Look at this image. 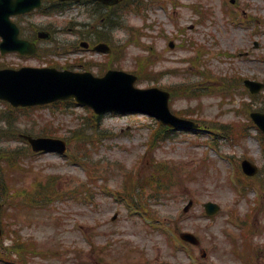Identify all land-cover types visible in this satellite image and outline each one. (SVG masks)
I'll return each mask as SVG.
<instances>
[{
  "label": "rangeland",
  "instance_id": "obj_1",
  "mask_svg": "<svg viewBox=\"0 0 264 264\" xmlns=\"http://www.w3.org/2000/svg\"><path fill=\"white\" fill-rule=\"evenodd\" d=\"M192 2L200 3L203 13L207 11L208 16L201 23L190 6ZM144 4L143 12L123 13L117 26L110 29L108 23L101 22L104 10L92 13V4L69 6L63 13L39 11L17 20L25 28V36H31L35 27L55 29L53 42H40V46L49 49L65 43L74 46L81 38L77 31L86 34L83 40L88 41L93 40L95 31L102 32L114 45L137 39V43L127 46L130 47L122 61L114 62L113 68L136 74L137 59L149 58L156 64L149 71L163 76L141 79L143 76L139 74L137 87L174 89L173 112L182 111L186 118L216 126L215 132L221 124H229L231 133L236 132L235 139L220 138L219 151H211L205 142L207 133L174 131L150 149L148 140L157 121L144 114L107 113L102 120V128L107 131L96 134L89 129V121L80 130L81 123L91 116L86 107L72 104L19 111L10 117L17 133L38 135L36 127L40 126L46 131V134L42 131L44 135L69 139L73 159L80 162L53 153L24 156L21 168L11 174L15 189L11 201L5 202L6 213L13 211L9 209L14 204L12 200H21L27 194L45 190L46 198H58L52 200L51 210L24 213L16 220L6 217L5 221L10 229L21 231L25 239L36 241L45 254L39 251L32 264H193L190 254L197 257L198 264H243L244 260L235 256L233 244H239L242 251L236 223L249 215L260 230L252 242L253 247L260 249L253 252L255 262L264 264V185L261 184L264 173L253 181L245 179L257 187L248 190L247 185V194L241 196L239 190L243 186L233 180L231 164H239L247 157L261 169L264 167L257 131L249 129V134L244 135L249 117L245 111L251 109L249 106L255 110L264 107V90L251 98L243 83L246 78L264 82V0H236V6H231L230 0H144ZM226 8L237 12L236 20L227 15ZM171 41L175 42L174 48L170 47ZM191 42L198 50H205L196 64L190 62L196 55ZM49 59L60 65L83 59L88 70L96 75L104 72L108 61L103 55L85 50L37 58L0 54V63L14 68L47 65ZM234 78L237 81L232 82L233 88L228 92L219 95L208 92L212 87H221L222 79L230 83ZM7 108L0 101V111ZM25 146L15 136L0 140V151ZM160 161L182 167L184 180L156 198L152 197L154 189L147 187L134 193V196L143 193L139 201L144 210L152 211L154 222L163 225L155 229L151 228L153 223L148 225L142 215L132 213L122 201L115 199L112 191L123 194L133 191L137 181L149 176ZM0 164L4 166L2 159ZM53 175L58 178L49 183ZM126 177L128 186L124 184ZM191 199L194 205L185 213L183 209ZM207 201L222 206L216 218L205 216L203 204ZM232 211L239 215L236 223L230 222ZM115 214L118 215L113 219ZM169 226H178L179 235L193 232L201 238L200 246H191L192 253L188 252L183 243L171 238L169 234L173 233L168 234ZM10 243L8 240L6 244ZM201 250L208 253L206 258L201 257Z\"/></svg>",
  "mask_w": 264,
  "mask_h": 264
},
{
  "label": "water",
  "instance_id": "obj_2",
  "mask_svg": "<svg viewBox=\"0 0 264 264\" xmlns=\"http://www.w3.org/2000/svg\"><path fill=\"white\" fill-rule=\"evenodd\" d=\"M40 6L41 0H0V33L4 38L1 47L4 52L36 53L33 44L19 39L18 31L9 17ZM98 49L107 50L105 46H99ZM117 79L128 80L130 94L135 93V96L123 98L120 97L122 90L116 89L117 92L112 88H105L115 84ZM135 80V76L118 71H110L106 78L96 79L89 73L58 72L56 69L0 70V98L10 101L14 106H31L57 99L75 98L80 103L91 105L98 113L126 110V105H131L129 109H138L142 105L144 112L158 117L166 125L190 130L196 127L193 122L171 113L169 93L158 89H136L133 87ZM261 88L262 86H257L253 90L259 91ZM123 99L126 100L122 104ZM252 117L264 130V114L253 113ZM32 142L35 150L65 151L64 143L59 140L37 139ZM214 207L211 205V208Z\"/></svg>",
  "mask_w": 264,
  "mask_h": 264
},
{
  "label": "trees",
  "instance_id": "obj_3",
  "mask_svg": "<svg viewBox=\"0 0 264 264\" xmlns=\"http://www.w3.org/2000/svg\"><path fill=\"white\" fill-rule=\"evenodd\" d=\"M162 129L165 130V131L168 130L167 128H162ZM12 157H14V155H12ZM8 169H9V171H12L13 168L8 167ZM10 186H12L11 182H10V179H9V182H8V176L3 173L2 177H0V189L3 192H6L7 194H9L10 191H12Z\"/></svg>",
  "mask_w": 264,
  "mask_h": 264
}]
</instances>
